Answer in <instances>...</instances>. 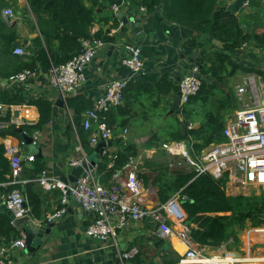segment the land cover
Listing matches in <instances>:
<instances>
[{"label":"trees","instance_id":"16d2710c","mask_svg":"<svg viewBox=\"0 0 264 264\" xmlns=\"http://www.w3.org/2000/svg\"><path fill=\"white\" fill-rule=\"evenodd\" d=\"M127 0H28L29 9H24L22 19L38 33L33 41V47L28 56L29 61L21 58L8 59L13 54L20 35L16 26L3 18V9L11 5L0 0V63L8 59V64L15 66L11 72L0 67V79L16 76L25 69H38L47 74L52 65L59 66L67 63L82 51V40L96 37L105 43H115L118 38L111 37L106 28L112 23V28L120 24L112 7H122ZM138 7L146 8L153 13L163 6L164 17L171 22L182 24L202 35V39H193L192 46H203L211 54L200 72L203 76L199 93L192 97L181 110H173V99L176 95L174 81L169 75H163L155 83L141 79L128 82L122 95V104L113 108L107 114V122L113 129L112 141L116 151L105 154L100 158L96 175L102 183H107L111 176L124 168L131 158H137L140 146L135 142V136L123 139L122 132L131 123L141 120L151 124L154 118H166L168 122L163 131L152 132L147 149H155L156 155L145 159L139 177L146 186L153 185L158 189V199L161 205L167 204L177 193L186 196L183 209L187 215L186 224L191 228V239L200 246L218 248L227 244L229 249L239 247L240 233L247 227L259 228L264 226V190L259 194L249 196H229L225 190L226 178L220 180L210 175L196 177V174L185 169H170L168 158L162 150V145L168 142H183L191 153H199L210 144H221L225 141L223 130L226 125L225 115L237 108L233 88L230 80L239 71L256 73L264 79V32L246 30L243 22L232 12L228 5L219 0H131ZM251 7L257 5V0H250ZM18 8V7H17ZM121 9V8H120ZM194 11V17H186L189 10ZM33 16V19L32 17ZM95 25L100 30L92 33ZM262 26V25H261ZM244 45L257 48L260 57L256 58V66H248L241 62L240 52ZM258 66V67H257ZM210 80V83L206 82ZM6 88V87H5ZM1 93V92H0ZM3 93V92H2ZM1 93V94H2ZM167 98V100H163ZM6 104H22L9 91L5 95ZM40 110V120L37 124H24L22 133L32 135L42 130L48 122L52 109L48 102L36 103ZM67 106L74 114V124L80 138V143L87 156L91 155L95 147L90 145V132L82 126V115L93 107V102L84 94L72 97ZM200 109V110H199ZM189 124L194 117L203 115V122L196 129H187L183 136L182 121ZM9 117H0V121H9ZM189 126V125H188ZM72 128V127H71ZM73 130V128H72ZM0 135L21 138L13 125L5 133L0 129ZM88 142V143H86ZM6 148L0 144V193H11L19 190L26 198L30 215L38 220H47L45 212V195L39 186L38 178L46 172V165L39 158H35L30 167L24 166L22 181L14 183L11 175L9 158L5 155ZM173 219L180 221L172 215ZM149 228L155 229V224L147 220ZM19 233L12 224L11 217L0 211V243L10 244L18 238ZM251 239L254 236H250ZM153 246L157 254L147 264H177L179 255L159 237H152ZM145 251L132 261L133 264H144ZM160 257L157 262L155 257Z\"/></svg>","mask_w":264,"mask_h":264},{"label":"built area","instance_id":"2783aa9c","mask_svg":"<svg viewBox=\"0 0 264 264\" xmlns=\"http://www.w3.org/2000/svg\"><path fill=\"white\" fill-rule=\"evenodd\" d=\"M236 0H232L234 2ZM249 2L246 4L248 5ZM114 13H120V7H112ZM4 16L11 20L15 17L12 9H5ZM95 32V30L93 31ZM107 46L102 39L91 37L82 40V51L65 64L52 65L48 74L51 84L60 92L61 99L67 106L68 99L80 93L86 81V69L97 58L99 53ZM245 47V46H244ZM127 57L123 64L130 71L129 79H117L110 82L103 96L98 98L93 107L84 113L82 126L91 133L90 141L96 147L101 141L113 138V132L107 122V114L113 108L122 104L123 91L129 81L144 74L145 61L142 50L136 45H127ZM15 54L26 55L22 48L15 49ZM199 73V67L192 70ZM41 71L38 69H25L10 81L25 83L36 77ZM203 79L193 76L185 77L180 83L181 101L183 108L190 99L196 96ZM2 83L0 82V90ZM236 99L240 103L233 117L227 122L223 130L225 141L221 144H210L199 153H191L183 142H168L162 145V150L168 158L170 169H185L196 174V177L210 175L217 180L226 178V188H233L235 193L229 196L244 195L242 190L256 188L264 190V79L262 76L252 74L244 83L236 87ZM5 106L0 102V117L5 111ZM72 126L76 129L74 122ZM187 129H192L188 127ZM33 143L38 141V131L32 135ZM5 155L10 160L11 175L14 183H24L21 180L23 172V155L20 147L7 144ZM81 150V148H79ZM35 155L27 157L29 162L35 160ZM87 160L84 157L73 165L80 166ZM96 169L88 171L86 177L79 179L77 186L67 185L59 179L49 178L42 174L38 183L42 190L51 192L61 190L64 194L63 204H66V193L69 190L74 199L81 204L83 209L94 215V221L86 230L88 236L102 240L116 242L117 234L129 222L153 221L155 229L151 234L162 238L175 248L173 241L177 240L184 245L185 251L180 253L177 264H242L243 257L238 251H229L227 244L218 248L199 247L191 239V228L186 221H176L184 212L183 200L186 196L175 194L167 204L161 205L154 202V191L146 187L139 177V161L131 158L123 169L112 175L109 185L100 182ZM7 184H0V187ZM228 195V194H227ZM24 195L19 190L11 193H0V205H5L15 216L23 218L29 213L24 207ZM185 213V212H184ZM184 215V214H183ZM184 216H187L186 213ZM54 217H50L51 221ZM12 224L14 221L12 220ZM250 233L254 238L249 241ZM247 246L241 249L246 256L257 257L264 249V226L251 227L247 231ZM248 243H250L248 245ZM198 246V248L196 247ZM207 248L215 252L207 254ZM15 249L25 250V239H16L8 246L0 247V264H14L10 252ZM140 251L137 247L118 254L121 264H131Z\"/></svg>","mask_w":264,"mask_h":264},{"label":"crops","instance_id":"0c3cea01","mask_svg":"<svg viewBox=\"0 0 264 264\" xmlns=\"http://www.w3.org/2000/svg\"><path fill=\"white\" fill-rule=\"evenodd\" d=\"M5 1L11 5L16 4V6L5 8L12 9L15 12L13 19L9 20L4 16L3 11L5 9L2 11V15L4 19L10 21L11 25L16 26L20 35V39L14 47L13 54L8 59L21 58L24 61H29L28 56L32 50L33 41L38 36V33L33 31L32 27L24 23L22 19L23 10L29 9V2L28 0ZM219 1L227 5L232 3V0ZM120 8V11L129 21L140 26L141 32L136 33L131 26L124 25L118 17L119 13H114L119 18L120 24L117 28H112L113 24L111 23L106 28V31L111 37H117L118 40L115 43H107L106 48L99 53L97 58L86 69V81L78 94H84L93 104L98 98L104 95L105 89L110 82L117 79L130 78V71L123 64V60L128 55L127 45L131 44L140 47L145 61L144 74L136 77L135 80L141 79L146 82L155 83L163 75L167 74L174 81L179 67L186 70H193L195 67H199L191 65L189 60L200 58L201 53L204 55L207 54L208 56L205 58V62L208 60L211 54L210 50H207L203 46H192L193 39L201 40L202 35L182 24L168 21L163 15V6H160L155 12L149 13L146 8L138 7L133 1L127 0ZM194 11L190 9L185 13V16L194 17ZM18 12H21V15ZM236 16L243 22V27L247 31L255 29L258 33L264 32V0H257V5L253 7L249 4L245 5ZM31 17L33 19V16ZM100 28V25H95L92 33L98 32ZM94 30L95 32H93ZM244 46L239 54L241 62L248 66H256L257 62L255 59L260 57L257 54L259 51L250 45ZM17 48H22L26 52V55L15 54V49ZM262 55L264 57V53ZM8 59H4L0 63V67L5 68L6 72H11L15 69V66L11 65V62L8 64ZM252 74L256 73L236 74L231 78L230 83H233V81L235 83L240 82L234 85L236 89V87L242 85L245 79ZM0 82L2 83L0 92H3L2 94L0 93V102L6 108L2 117L10 118L8 122L0 121V129L5 133L13 125L18 130L24 124H37L40 120V110L36 103L45 101L51 105L52 114L42 130L38 131L36 146L40 150V153L35 154V157L41 159L46 165L45 174L47 177L60 180L66 174L64 170L66 166L76 161H81L84 157H88L80 143L76 129L72 126L74 114L65 104L64 107L57 105V101L61 99V95L51 84L48 74L40 72L36 77L25 83L13 82L6 78H1ZM235 89L233 94L235 102H237V108L225 115L226 124L233 117L234 113L240 109V103L235 96ZM6 91H9L10 95L14 96L22 104H6L4 102L6 101ZM163 100L165 101L167 98ZM172 113L169 112V114ZM82 118L83 122L84 114ZM178 118L180 121L182 120L181 115ZM167 122L168 120L166 118H154L151 124H145L141 120H136L131 123L129 128H126L122 132L121 137L123 139H127L129 136H135L134 140L140 146L138 157L136 158L139 161L138 174L144 165V160L151 159L156 155L155 149H147L144 145L148 142L151 133L163 131ZM202 122L203 115L196 116L194 120L189 122L188 127L196 129ZM32 135L29 136L32 137ZM0 144H4L5 146L11 144L20 147L25 157L23 162L24 166H31L32 162L27 160V157L30 156L29 149L22 142L21 138L9 135L3 137L0 135ZM107 151L110 153L115 152V145L109 147ZM98 178L100 180V177ZM111 178L107 183H102L101 180L100 182L107 186L110 184ZM25 183L27 182L24 181ZM146 187L154 191V202H159L158 189L152 184ZM43 193L45 195L46 218L47 220L50 217L56 218L55 226L49 236H47L41 250L37 252L31 261L28 259L25 250L15 249L10 252L14 264H121L118 254L131 250L134 247H137L139 251H145L143 263L147 264L157 254L155 248L152 247L154 242L152 237L155 236L151 234L153 229L149 228L148 221L138 223L129 222L124 229L118 232L116 242L102 241L90 237L86 233V230L94 221L93 214L87 211L81 213L82 209L79 208H72V212H68L67 205L62 202L64 194L61 190L51 192H45L43 190ZM183 214L185 215L184 212ZM25 217H30L39 222L44 221L33 218L30 213ZM14 227L19 233L16 239H25L20 228H17L15 225ZM16 239L11 240L10 243ZM4 242L3 244L0 243V247L10 245ZM168 245L180 257V253L170 243ZM197 245L200 247L199 244ZM197 245L196 247L198 248ZM206 250L208 252L207 254L210 255L215 252L212 248H207ZM155 259L157 262H160L159 256H156Z\"/></svg>","mask_w":264,"mask_h":264},{"label":"water","instance_id":"95a60500","mask_svg":"<svg viewBox=\"0 0 264 264\" xmlns=\"http://www.w3.org/2000/svg\"><path fill=\"white\" fill-rule=\"evenodd\" d=\"M250 0H236L228 5V11L232 12L233 14L237 15L241 9L249 2ZM19 15H21V12H18ZM118 17L121 19L124 25L131 26L136 33L141 32V28L139 25L129 21L124 14L120 11ZM208 55H204L203 53L200 54V58L198 59H191L189 60V63L194 66H200L205 63V58ZM193 76L199 79H204L202 76V73H194L192 70H186L182 67L178 68V72L176 76L174 77V85L176 88V95L173 99V110L170 111L172 113L175 108H178L179 110L182 109L180 105L181 101V91H180V83L185 77ZM7 81V80H6ZM207 83H210L209 79H206ZM57 105L60 107H64V102L62 99L57 101ZM182 124H181V131L183 136L187 133L188 125L183 121L182 118ZM19 133L22 134L21 140L23 143L26 144V146L29 149L30 155H35L40 153V150L37 148V146L33 143V137L27 135L26 133H22V129L17 130ZM114 146V142L109 140L107 142L101 141L96 147L94 152L87 157V160L80 166L76 165H68L65 167V175H63L60 180L64 182L67 185H71L76 187L77 183L80 178L86 177L88 171L94 170L97 167V164L100 160V158L105 154V151L109 148ZM40 157V155H39ZM22 162H24L25 157L24 155L21 156ZM66 205L68 208V212H72V208H79L82 209L81 213L86 212L80 203H78L74 197L71 195V192L68 190L66 193ZM24 207H27L26 198L24 197ZM0 211L6 212L11 219L14 221V225L17 228H20L21 232L24 234L25 238V252L27 253L28 259L31 261L32 258H34L38 251L41 250V248L44 245V242L47 239V236L51 233V230L54 228L55 223L57 221L56 218L44 221H36L30 217H23V218H15L13 213L5 206L0 205ZM76 212V210H75ZM184 216V215H183ZM187 216H184L182 221H186Z\"/></svg>","mask_w":264,"mask_h":264},{"label":"rangeland","instance_id":"374dc122","mask_svg":"<svg viewBox=\"0 0 264 264\" xmlns=\"http://www.w3.org/2000/svg\"><path fill=\"white\" fill-rule=\"evenodd\" d=\"M248 74V73H246V72H243V71H239L237 74ZM238 83H240V82H237V83H235L234 81H233V83H230V87H234V85H236V84H238ZM234 89H235V87H234ZM234 89H233V92H234ZM236 90V89H235ZM262 189H256V188H248V189H245V190H242V193H240V194H244V195H246V196H249V195H251V194H253V193H257V194H259L260 193V191H261ZM226 192H227V194L228 195H233V194H238V193H235L234 192V189L233 188H227L226 189ZM251 229V227H247L246 229H244L241 233H240V236H239V238H240V241H241V243H240V245H239V247L236 249L235 247H231L230 249H229V246L227 245V249L229 250V251H238L239 253H240V255L241 256H246V254L244 253V252H241L240 250L241 249H244L245 250V247L247 246V244H246V236H247V231L248 230H250ZM250 236H254V234L253 233H250ZM250 236H249V241H251L252 239L250 238ZM255 237V236H254ZM250 243H248V245H249ZM241 248V249H240ZM261 248L262 249H264V247L263 246H261ZM219 249V248H218ZM246 257H249V256H246ZM180 258V257H179ZM257 258H260V259H263L264 260V254L263 253H260V254H258L257 255ZM179 260V259H178ZM159 262V261H158ZM242 264H264V261H261V262H249V263H242Z\"/></svg>","mask_w":264,"mask_h":264},{"label":"bare ground","instance_id":"6f19581e","mask_svg":"<svg viewBox=\"0 0 264 264\" xmlns=\"http://www.w3.org/2000/svg\"><path fill=\"white\" fill-rule=\"evenodd\" d=\"M174 246L175 248L180 252V253H183L185 251V247L184 245H182L181 243H179L177 240H174ZM243 263H249V262H261V261H264L263 259H260V258H257V257H253V256H250L249 257H246L244 256L243 257Z\"/></svg>","mask_w":264,"mask_h":264}]
</instances>
